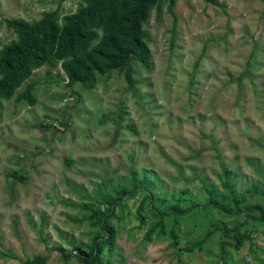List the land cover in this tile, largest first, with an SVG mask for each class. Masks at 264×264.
<instances>
[{
	"label": "rangeland",
	"instance_id": "374dc122",
	"mask_svg": "<svg viewBox=\"0 0 264 264\" xmlns=\"http://www.w3.org/2000/svg\"><path fill=\"white\" fill-rule=\"evenodd\" d=\"M81 1L0 0V48L15 39L7 19L63 15ZM216 2L152 9L151 69L133 62L137 96L120 71L68 87L59 64H45L0 99V264L40 254L64 264L51 247L86 250L98 227L79 204L104 209L96 193L133 190L131 172L154 186L114 207L112 264H264V220L246 210L264 208V0ZM30 81L33 105L15 99ZM221 168L242 212L204 206L209 188L233 209ZM176 203L186 211L173 212ZM234 229L248 236L238 248Z\"/></svg>",
	"mask_w": 264,
	"mask_h": 264
},
{
	"label": "trees",
	"instance_id": "16d2710c",
	"mask_svg": "<svg viewBox=\"0 0 264 264\" xmlns=\"http://www.w3.org/2000/svg\"><path fill=\"white\" fill-rule=\"evenodd\" d=\"M163 1L82 0L75 11L63 15L55 8L43 12L41 18L34 22L20 18L7 19L6 25L15 34V39L0 48V99H10L30 79L34 70L45 64H59L63 78L68 80L65 83L68 87L80 83L84 88H92L96 74L109 76L112 70L120 71L128 90L133 96H137L133 62H138L147 71L152 65L151 52L145 40L149 34L143 24L149 19L152 9L159 8ZM205 1L217 4L216 0ZM175 2L176 0H168L169 10ZM46 74L49 76V71ZM57 74L60 76V73ZM34 85L30 81L22 92L17 93L15 99L25 100L33 105ZM221 173L224 177L223 185L230 195L227 198L233 209L221 203L215 192L209 188H206L208 200L204 206L219 208L228 214L242 212L240 199L228 179L230 170L221 168ZM131 174L133 190L145 191L153 188L154 181L146 173L139 179L135 173ZM133 190L116 186L113 194L97 192L96 196L103 201L104 209L93 201L79 204V207L89 212L83 219L98 227L92 242L85 245L86 250L75 247L73 253H69L61 246L50 249L60 254L64 264H69L72 256L80 264H112L117 231L110 218L114 215V207L120 204L121 197L133 194ZM85 198L89 199L90 196L86 195ZM251 209L261 211V218L264 220L263 207H246V210ZM185 211L175 204L173 212ZM233 232L236 238L235 247L238 248L248 236L240 234L236 229ZM170 235L175 243L174 232L171 231ZM48 258V255H35L27 259L25 264H46Z\"/></svg>",
	"mask_w": 264,
	"mask_h": 264
},
{
	"label": "built area",
	"instance_id": "2783aa9c",
	"mask_svg": "<svg viewBox=\"0 0 264 264\" xmlns=\"http://www.w3.org/2000/svg\"><path fill=\"white\" fill-rule=\"evenodd\" d=\"M65 78V80H64V82L65 83H67V78L66 77H64ZM63 100H70V98H67V99H63ZM46 119H45V123L46 124H48V125H53V127H55V128H57V129H59L60 128V126L58 125V120H55V119H51V118H48V117H45Z\"/></svg>",
	"mask_w": 264,
	"mask_h": 264
}]
</instances>
